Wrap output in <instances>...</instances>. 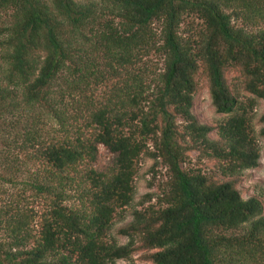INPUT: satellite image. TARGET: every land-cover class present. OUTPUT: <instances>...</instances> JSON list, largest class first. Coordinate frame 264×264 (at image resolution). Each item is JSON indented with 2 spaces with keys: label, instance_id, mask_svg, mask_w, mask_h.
<instances>
[{
  "label": "trees",
  "instance_id": "1",
  "mask_svg": "<svg viewBox=\"0 0 264 264\" xmlns=\"http://www.w3.org/2000/svg\"><path fill=\"white\" fill-rule=\"evenodd\" d=\"M99 4L0 0L11 16L0 29V120L32 116L17 149L40 169L25 185L47 204L36 233L34 212L0 210V264H114L135 253L151 264H264V204L238 190L260 159L252 112L264 101V0ZM203 84L226 115L214 126L191 114ZM101 149L111 159L100 169ZM143 158L159 160L166 179L118 246L107 235Z\"/></svg>",
  "mask_w": 264,
  "mask_h": 264
},
{
  "label": "rangeland",
  "instance_id": "2",
  "mask_svg": "<svg viewBox=\"0 0 264 264\" xmlns=\"http://www.w3.org/2000/svg\"><path fill=\"white\" fill-rule=\"evenodd\" d=\"M80 1L84 3L93 1L98 8L96 12L99 13V0ZM104 17L108 20L111 19L106 14H104ZM10 20L11 16L9 11L5 15L0 16V29L7 27L10 24ZM196 23L197 20L194 19L192 24ZM151 28L153 33L158 34L160 29L159 22L153 24ZM85 34L89 40L85 49L89 50L95 42V35L94 32L91 34L86 32ZM81 41L80 39V42ZM151 61L154 63L155 58L151 57ZM161 64L162 62L158 65V71L162 68ZM101 89V86H97L95 94L99 96ZM246 97L251 96L246 94ZM20 110L21 109H19L20 113L5 117L6 120L4 121H2V119L0 120V210H3V212H15L25 207L34 212L35 219L31 228H33V232L36 233L39 229V217L45 211L47 204L43 199L34 197V192L31 188L32 185L30 187L29 185H25L29 174L32 175V173L40 169L36 167L35 160L29 157L27 151L24 149H17V147L22 145V134L25 132L23 128H35L34 125H36H33L34 121L31 115L26 116L25 111ZM191 114L199 124L208 126H214L226 118L225 114L215 111L211 102L209 90L205 84H203L193 96ZM263 114L264 101L257 99L252 112V129L253 138L259 148L260 159L257 167L242 172L238 183V190L243 200L256 196L264 204V137L259 134L262 127L259 120ZM38 128L46 130L47 127H42L40 125ZM209 137L215 138V134L210 133ZM13 141H17V146ZM188 156L191 159V163L194 164V161H196V153L191 152ZM110 159L111 154L101 149L96 166L101 169L109 164ZM208 167L210 168L211 166ZM165 173V168L160 165L159 160L156 162L150 158H143L140 161L138 174L133 182V200L129 206L113 215L111 227L107 235L109 242L116 243L118 246L125 245L128 242V237L120 234L119 231L132 222L133 211H142L143 207L156 203V198L161 195V186L166 179ZM14 196L18 198L17 208H14L15 200H12ZM3 212L0 214V217ZM2 230L3 229H0V241L6 240V235L3 234ZM143 256V253H135L130 260H117L114 264H151L144 260Z\"/></svg>",
  "mask_w": 264,
  "mask_h": 264
}]
</instances>
